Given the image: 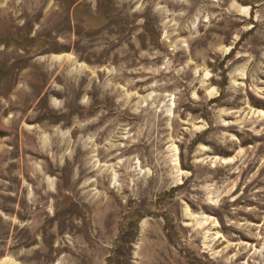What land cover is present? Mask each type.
<instances>
[{
  "label": "rangeland",
  "instance_id": "374dc122",
  "mask_svg": "<svg viewBox=\"0 0 264 264\" xmlns=\"http://www.w3.org/2000/svg\"><path fill=\"white\" fill-rule=\"evenodd\" d=\"M0 264H264V0H0Z\"/></svg>",
  "mask_w": 264,
  "mask_h": 264
}]
</instances>
